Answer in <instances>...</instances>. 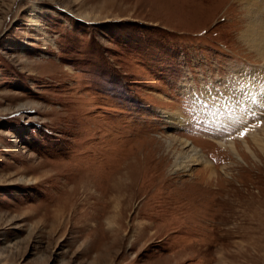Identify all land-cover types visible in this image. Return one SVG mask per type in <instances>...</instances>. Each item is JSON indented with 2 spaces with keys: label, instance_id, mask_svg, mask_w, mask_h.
Instances as JSON below:
<instances>
[{
  "label": "rangeland",
  "instance_id": "obj_1",
  "mask_svg": "<svg viewBox=\"0 0 264 264\" xmlns=\"http://www.w3.org/2000/svg\"><path fill=\"white\" fill-rule=\"evenodd\" d=\"M234 4L0 0V264H264V107L200 97L260 68Z\"/></svg>",
  "mask_w": 264,
  "mask_h": 264
},
{
  "label": "bare ground",
  "instance_id": "obj_2",
  "mask_svg": "<svg viewBox=\"0 0 264 264\" xmlns=\"http://www.w3.org/2000/svg\"><path fill=\"white\" fill-rule=\"evenodd\" d=\"M233 1L235 2L234 5L236 7H239L240 12L243 13L241 16L244 18L245 22L242 30L237 36L238 41L242 47L250 51L248 53L254 54L261 62V64L260 68L253 70H249L245 67H243L242 69L236 68L235 71L233 70L230 73L236 83L232 86L235 87L233 91H230V89L227 92L224 90L219 91L212 85V89L210 92L207 91L206 88L203 89V93H201L202 96L200 97L205 100V103H208V106H210V108L212 109L211 112L215 119L222 122H226L228 117L243 120L244 110L246 108L247 111L252 110L254 112L257 108L264 107V0ZM188 86L187 84L183 86L184 91H187L188 93H191V91L195 92V89H192ZM164 117L167 119L171 126H178L183 122V118L180 116V114L166 113L164 114ZM261 132L263 135V137L261 138H259L257 133H254L252 131L248 132L251 140L253 142L255 141L258 146H264V123H262L261 125ZM176 142L178 145L176 144ZM175 144L180 150L174 153V160L171 166L173 171H190V166L193 165H202L207 169L211 168L209 162L205 161L203 156L198 151L190 147L191 144L187 145L186 140H171V142L168 143V148H174ZM244 145L249 151V147L245 142ZM229 146L232 151L235 152L236 149L234 148V145L232 143H229ZM207 171H209V169ZM112 198L111 200H113ZM108 206H110V204ZM103 207H106L105 204ZM103 210L105 211V208H103ZM101 212H97V217L101 214ZM119 228L122 229V227Z\"/></svg>",
  "mask_w": 264,
  "mask_h": 264
},
{
  "label": "snow or ice",
  "instance_id": "obj_3",
  "mask_svg": "<svg viewBox=\"0 0 264 264\" xmlns=\"http://www.w3.org/2000/svg\"><path fill=\"white\" fill-rule=\"evenodd\" d=\"M245 131H246V129H245ZM239 135H240L241 137H243V136L245 135V132H240Z\"/></svg>",
  "mask_w": 264,
  "mask_h": 264
}]
</instances>
